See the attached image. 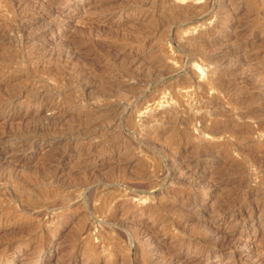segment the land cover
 I'll list each match as a JSON object with an SVG mask.
<instances>
[{"label": "rangeland", "instance_id": "1", "mask_svg": "<svg viewBox=\"0 0 264 264\" xmlns=\"http://www.w3.org/2000/svg\"><path fill=\"white\" fill-rule=\"evenodd\" d=\"M0 264H264V0H0Z\"/></svg>", "mask_w": 264, "mask_h": 264}, {"label": "bare ground", "instance_id": "2", "mask_svg": "<svg viewBox=\"0 0 264 264\" xmlns=\"http://www.w3.org/2000/svg\"><path fill=\"white\" fill-rule=\"evenodd\" d=\"M229 208V207H228ZM227 209V208H226ZM233 211V210H232ZM222 212H223V210H222ZM241 218V217H240ZM238 220V219H237ZM213 227V226H212ZM182 245V244H181ZM203 246V245H202ZM227 247V246H226ZM223 248V247H222ZM204 250V249H203ZM201 252V251H200ZM224 252V250H221L220 252H218V253H216V254H213L212 256L213 257H216V256H221L222 255V253Z\"/></svg>", "mask_w": 264, "mask_h": 264}]
</instances>
